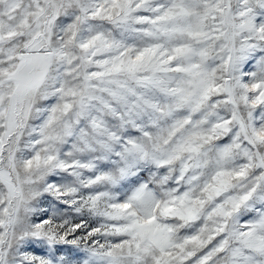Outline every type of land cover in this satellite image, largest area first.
<instances>
[{"label": "snow or ice", "instance_id": "obj_1", "mask_svg": "<svg viewBox=\"0 0 264 264\" xmlns=\"http://www.w3.org/2000/svg\"><path fill=\"white\" fill-rule=\"evenodd\" d=\"M0 264H264V0H0Z\"/></svg>", "mask_w": 264, "mask_h": 264}]
</instances>
